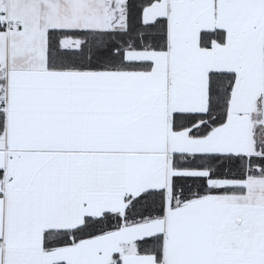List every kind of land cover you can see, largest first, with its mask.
<instances>
[{
	"label": "snow or ice",
	"instance_id": "6c2138e0",
	"mask_svg": "<svg viewBox=\"0 0 264 264\" xmlns=\"http://www.w3.org/2000/svg\"><path fill=\"white\" fill-rule=\"evenodd\" d=\"M0 264H264V0H0Z\"/></svg>",
	"mask_w": 264,
	"mask_h": 264
}]
</instances>
